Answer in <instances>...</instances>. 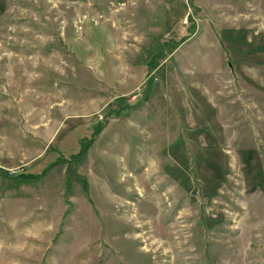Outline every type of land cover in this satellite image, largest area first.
Listing matches in <instances>:
<instances>
[{
	"label": "rangeland",
	"instance_id": "obj_1",
	"mask_svg": "<svg viewBox=\"0 0 264 264\" xmlns=\"http://www.w3.org/2000/svg\"><path fill=\"white\" fill-rule=\"evenodd\" d=\"M0 264H264V0H0Z\"/></svg>",
	"mask_w": 264,
	"mask_h": 264
},
{
	"label": "trees",
	"instance_id": "obj_2",
	"mask_svg": "<svg viewBox=\"0 0 264 264\" xmlns=\"http://www.w3.org/2000/svg\"><path fill=\"white\" fill-rule=\"evenodd\" d=\"M97 129H98V128H97ZM19 177H23V175L20 174ZM28 177H31V176H28ZM28 177H27V178H28Z\"/></svg>",
	"mask_w": 264,
	"mask_h": 264
}]
</instances>
